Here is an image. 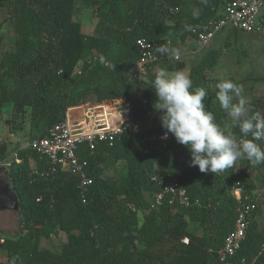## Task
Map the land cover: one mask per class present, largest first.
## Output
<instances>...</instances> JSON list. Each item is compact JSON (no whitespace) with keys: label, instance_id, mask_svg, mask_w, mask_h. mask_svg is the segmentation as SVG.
Masks as SVG:
<instances>
[{"label":"trees","instance_id":"trees-1","mask_svg":"<svg viewBox=\"0 0 264 264\" xmlns=\"http://www.w3.org/2000/svg\"><path fill=\"white\" fill-rule=\"evenodd\" d=\"M83 1L95 15L90 35L74 19L75 0H0V9L6 13L3 24L14 35L7 49L0 36V118L3 106L11 104V126L16 118L27 117L33 140L45 138L53 125L65 120L69 109L90 99L98 104L120 100L133 128L149 116L157 119V125L141 132L132 129L113 147L100 143L91 152L86 144L80 146L79 159L88 162L92 179L86 203L80 198L76 173L33 180L30 162L39 166L41 160L28 149L18 151V162L3 167L18 199L22 226L16 239L0 238L6 264H220L217 253L237 218L232 187L240 182L247 195L250 188L232 169L212 174L189 166V151L178 146L173 136L165 146L158 143L149 148L142 143L147 136L165 131L161 113L154 109L157 97L152 81L160 69L175 72L185 64L164 55L139 78L141 54L136 41L153 44L159 57L157 48L162 45L175 48L189 38L194 41L199 25L219 20L228 0H207L206 4L203 0ZM174 8L179 11L167 13ZM196 10L198 17L193 16ZM171 16L177 21L168 24ZM185 25L195 30L186 31ZM218 55L216 50L207 51L190 67L193 87L209 84L206 73L214 69ZM101 57L115 69L101 64ZM212 99V93H207L206 110L224 130L228 115L221 107H212ZM247 108L249 116L264 115L262 99ZM229 134L238 141L243 138L234 124ZM8 153L7 144L0 140V165ZM119 163H124L120 178L103 175L104 168ZM156 165L161 170L156 171ZM155 174L176 178L186 190L189 207L171 204L167 196L159 207L145 201V192L155 197L161 191L151 182ZM139 211L147 212L141 223ZM258 215L256 206L230 264H264V229H257ZM189 224L197 225L201 233H190ZM51 235L64 239L59 252L38 248L39 239ZM184 238L188 245L181 242Z\"/></svg>","mask_w":264,"mask_h":264},{"label":"built area","instance_id":"built-area-1","mask_svg":"<svg viewBox=\"0 0 264 264\" xmlns=\"http://www.w3.org/2000/svg\"><path fill=\"white\" fill-rule=\"evenodd\" d=\"M178 11V8H174L167 10V13L172 15ZM263 12L264 0H228L219 20L201 23L198 30L194 32L197 51L208 48L215 36L224 29L252 34L264 39V20L261 18ZM136 46L141 54L137 64V74L141 78L146 74L150 65L158 61V58L164 60L165 56L160 53L159 57L156 56L153 52L154 45L143 39H138ZM174 60L180 61L181 57L174 58ZM113 103L114 105L111 102H102L96 105L85 103L69 109L65 120L53 125L45 138L28 141L17 151L11 152L0 166L11 167L13 163L18 162L17 152L28 149L41 160L39 166L33 163L30 167V175L33 180L45 176L53 177L57 174L76 173L79 178L80 198L83 203H86L92 179L87 174L88 162L79 159L80 146L86 144L91 152H94L97 144L100 143L107 147H113L122 135L135 129L128 120L124 104L122 107L120 106L122 101L116 103L113 101ZM163 136L164 132L160 135H149L142 140V143L149 148L158 143L165 146L172 135L169 134L167 139H163ZM176 144L186 148L177 142ZM148 149L145 148L144 153H147ZM151 182L161 188V191L153 199V207H159L165 196L168 197L171 204L176 202L183 207H189L190 201L186 190L173 176L163 177L155 174L151 177ZM231 193L236 201L237 218L233 231L225 238L223 246L217 253L220 264H230L231 258L239 250L250 224V217L256 207L240 182H236ZM181 242L188 245L186 238Z\"/></svg>","mask_w":264,"mask_h":264},{"label":"rangeland","instance_id":"rangeland-1","mask_svg":"<svg viewBox=\"0 0 264 264\" xmlns=\"http://www.w3.org/2000/svg\"><path fill=\"white\" fill-rule=\"evenodd\" d=\"M191 1V0H190ZM6 13L0 9V36L3 38V47L7 49L14 43V35L7 31L3 21ZM81 24L82 32L86 35L93 33L95 24V15L88 7L84 5L83 0H75V18ZM177 21L176 17H167V23L172 24ZM248 44H255L260 51H263L264 57V40L255 37L252 34L234 33L225 29L215 36L210 46L203 51L196 52V46L192 38L187 39L184 43L178 44L174 49H177L181 61L184 62L185 68L183 71L188 75L190 67L200 62L207 51H218L217 63L212 71H207L206 79L209 84L204 86H195L193 88H204L207 93H212V107H220L216 99L215 84L221 80H230L238 85L243 86V96L247 100V104L262 99L264 101V61H261L260 54L252 53L247 47ZM224 49L226 51H224ZM253 51H256L254 49ZM261 51V52H262ZM121 102L120 100H117ZM115 101V103L117 102ZM157 101V100H156ZM234 103L238 102V98L234 99ZM87 103L96 105L93 99ZM114 105L113 102H111ZM123 106V102L120 104ZM11 104H6L1 110L0 118V139L4 141L9 149V153L13 152L15 147L22 146L31 140V131L28 125V118H16L15 125L11 126ZM234 122L228 116L224 121V130L229 134ZM157 125V119L154 116H149L139 122L135 127L136 132L149 130ZM10 126V127H9ZM261 147L264 148V142ZM9 156H7L8 158ZM6 158V159H7ZM32 165V162H30ZM4 167V166H0ZM124 163H119L113 167L104 168L103 175L105 177L120 178ZM8 169V168H7ZM155 170H161L160 165L155 166ZM238 179L250 188L251 193L248 194L254 201L255 206L259 208V215L255 218L257 229H264V164H251L246 158L237 161L235 168L232 169ZM2 180H8L6 175H3ZM10 183V182H9ZM144 199L152 205L153 195L150 192L144 193ZM257 209V208H256ZM18 211L0 210V238L16 239L20 236L21 227L19 224ZM146 211L137 212V218L141 223ZM188 231L194 235L201 233L197 225L189 224ZM63 238H56L52 235L48 238L41 237L39 239L38 248L50 252H59L63 244ZM138 244V241L136 242ZM138 247H140L138 245ZM7 254L0 250V264H6Z\"/></svg>","mask_w":264,"mask_h":264},{"label":"clouds","instance_id":"clouds-1","mask_svg":"<svg viewBox=\"0 0 264 264\" xmlns=\"http://www.w3.org/2000/svg\"><path fill=\"white\" fill-rule=\"evenodd\" d=\"M206 4L207 0H203ZM199 16V10L193 12ZM186 31H194L191 25H185ZM157 52L168 58L179 59L177 49L162 45ZM101 64L115 69L101 57ZM157 101L156 112L161 113L160 122L164 129L163 139L171 134L177 143L190 153L191 167L198 166L201 173H222L233 169L237 161L246 158L251 164H264V115L257 112L249 116L247 100L243 96V86L230 80H221L215 84L216 99L223 111L239 128L243 138L239 141L233 134L225 131L215 122L211 112L206 110L204 88H193V82L183 71L169 72L160 69L152 81ZM238 102L234 103V99ZM251 139H247L248 137Z\"/></svg>","mask_w":264,"mask_h":264},{"label":"water","instance_id":"water-1","mask_svg":"<svg viewBox=\"0 0 264 264\" xmlns=\"http://www.w3.org/2000/svg\"><path fill=\"white\" fill-rule=\"evenodd\" d=\"M7 175L3 167L0 168V210L18 211V199L8 180H2Z\"/></svg>","mask_w":264,"mask_h":264},{"label":"crops","instance_id":"crops-1","mask_svg":"<svg viewBox=\"0 0 264 264\" xmlns=\"http://www.w3.org/2000/svg\"><path fill=\"white\" fill-rule=\"evenodd\" d=\"M263 20H264V12H263V14H262V17H261ZM225 30V29H224ZM229 31H231V32H234V33H238V34H240L241 32H238V31H234V30H231V29H229ZM222 32V31H221ZM256 37V36H255ZM257 38H259V37H257ZM256 45L255 44H248L247 45V47L250 49V51L252 52V53H256V54H260V58H261V61H264V57H263V51L261 52L260 51V49L257 47H255ZM254 49H256V51H253ZM224 51H226L225 49H224ZM1 140V139H0ZM2 141V140H1ZM4 142V141H3Z\"/></svg>","mask_w":264,"mask_h":264}]
</instances>
